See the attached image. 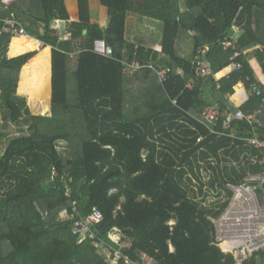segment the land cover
<instances>
[{"label":"trees","instance_id":"trees-1","mask_svg":"<svg viewBox=\"0 0 264 264\" xmlns=\"http://www.w3.org/2000/svg\"><path fill=\"white\" fill-rule=\"evenodd\" d=\"M78 2L72 22L65 0H15L0 9V29L17 14L37 39L20 38L18 56L10 59L13 34H0V264H110L96 243H112L114 228L133 241L125 253L134 260L146 253L155 264H238L216 243L220 211L200 200L202 169L211 170V187L239 184L260 166L238 169L232 161L264 151L212 134L195 117L214 107L218 131L253 136L246 119L226 124L229 114L254 115L263 103L251 95L237 108L230 97L240 83L264 91L246 58L258 50L264 70V0H100L109 10L106 28L92 22L89 0ZM129 17L158 25L161 51L127 37ZM58 21H70L68 29L55 27ZM234 28L243 32L237 40ZM181 33L194 34L189 56L182 54ZM96 40L106 41L113 58L94 52ZM39 41L47 48L30 61L34 54L25 53ZM48 46L52 113L35 115L17 93L20 74L23 68L22 88L48 93ZM206 47L201 59L212 74L201 77L195 62ZM124 61L142 68L131 71ZM228 67L232 73L218 80ZM161 70L168 72L165 82ZM74 208L83 217L95 208L103 213L95 240L79 244L73 221L61 218ZM262 259L264 251L242 264Z\"/></svg>","mask_w":264,"mask_h":264},{"label":"built area","instance_id":"built-area-1","mask_svg":"<svg viewBox=\"0 0 264 264\" xmlns=\"http://www.w3.org/2000/svg\"><path fill=\"white\" fill-rule=\"evenodd\" d=\"M3 22L4 27L0 29V34L6 32L19 36L27 35L26 28L17 20L7 19ZM224 46L229 48L234 47V44L226 41ZM93 50L100 56L113 58V49L107 45L105 40H96ZM207 50L206 47L197 51L199 55L195 62L197 76L205 77L212 74L211 67L201 59ZM123 63L131 71L142 68V65L137 61L132 63L124 61ZM235 68L240 70L242 66L235 64ZM158 74L162 82L167 80L168 72L166 70H161ZM188 87L192 88V85L188 84ZM249 93L250 96L263 97L261 108L254 115L246 116L242 111L229 114L226 128L235 120L246 119L254 125L253 136L238 137L236 132L226 134L218 131L219 112L214 107L206 109L195 119L205 125L212 134L240 139L250 148L264 151V138L258 133V131H264V91L256 84L249 89ZM198 141L201 142L202 138ZM231 164L238 169L244 168L247 164L259 165L260 170L258 172L247 171L245 178L239 184L227 182L224 187H220L219 183H216L214 187H211V170L202 169L204 195L200 197V200L205 206L214 207L215 210L220 211L218 218L213 220L216 243L225 254H234L238 264H242L244 259L264 251V157L244 154L238 162L232 161ZM53 175H57L55 170ZM65 217L73 221V231L78 236L79 244L88 239L95 240L94 227L104 221L103 213L97 208L85 217L80 215L77 208H74L73 214L69 215L67 212L62 214L61 218ZM174 224L175 222L172 221L171 225ZM109 239L112 243L101 241L96 243V246L103 251L110 264H155L152 257L146 253H141L136 260L131 259L125 250H130L133 247V241L125 240L119 228L110 231ZM171 251H174L173 247H171Z\"/></svg>","mask_w":264,"mask_h":264},{"label":"crops","instance_id":"crops-1","mask_svg":"<svg viewBox=\"0 0 264 264\" xmlns=\"http://www.w3.org/2000/svg\"><path fill=\"white\" fill-rule=\"evenodd\" d=\"M15 0H4L9 5ZM92 1L89 0L90 4V10H91V20L93 23L98 24L101 28H106L109 24V10L107 7L103 6L100 2V0H95V10L97 11V16H92ZM66 6L68 8L69 14H70V21H76L78 19L79 15V2L78 0H65ZM7 19H15L19 23H21L25 28L28 25L27 23V18L24 16H17V14H12V16ZM6 19V20H7ZM132 19V21H130ZM69 21V22H70ZM69 22L67 21H58L55 27H57L60 30H64L67 25H69ZM147 22L149 25H146ZM129 23L130 26L132 27V30H128L129 28ZM141 24L142 26H148V30L146 32H140L139 28L137 25ZM62 26V28L60 27ZM140 32V33H139ZM160 28L158 27L157 24L152 22L151 20L147 19V21L143 19H138V18H133L129 17L128 22H127V37L135 44L140 45V44H146V45H152L155 50L161 51L162 50V35L160 33ZM243 34L242 31H240L237 28H234L233 31V38L237 40L241 35ZM30 38L35 39L34 37L30 35H26ZM37 40V39H36ZM40 42V41H39ZM42 43V42H40ZM179 43L181 45V51L184 56H189L194 52L195 49V42H194V34L193 33H181L180 34V39ZM43 44V43H42ZM51 50L53 51V48L49 46ZM257 53L258 50L256 51H250L247 53V59L249 60L250 64L252 65V68L254 69L255 72V77L258 80L259 83H261L264 86V70L261 65V62L257 58ZM23 55V54H22ZM52 55V54H51ZM20 56V55H19ZM252 59V61H251ZM233 71L232 67H228L220 71L217 75L216 78L218 80L223 79L230 75ZM250 99V93L249 89L246 87L244 83H240L235 87V93L230 97V100L232 103L235 105V107L239 108L242 105H244L248 100ZM194 115V113H191Z\"/></svg>","mask_w":264,"mask_h":264},{"label":"rangeland","instance_id":"rangeland-1","mask_svg":"<svg viewBox=\"0 0 264 264\" xmlns=\"http://www.w3.org/2000/svg\"><path fill=\"white\" fill-rule=\"evenodd\" d=\"M95 3H96L95 0H93L92 1V12H93L92 16H97V14H98L97 11L95 10L96 9L95 8V6H96ZM7 7H8V4L6 2H4V0H2L0 2V9L3 10V11H7L9 9ZM143 20L147 21L146 18L143 19ZM130 21H132V19H130ZM146 25H149V23L147 22ZM137 26L139 28V31L143 32V33L146 32V30H148V28H149L148 26H145V25L142 26V24H141V27H140V24L137 25ZM60 27L62 28V26H60ZM68 27H69V25H67L65 27V29H68ZM128 30H132V27L130 26V23H129ZM20 37H23V36H19V35H16V34L13 35V39H12V42L10 44L9 53H8V57L10 59L18 56L17 54L19 52L18 51V46L19 45H18L17 42L19 41ZM43 46L44 45L42 43H40L39 47L36 50L30 51V49H28L26 51L25 54H27V53H33L34 54V56L30 59V61L34 57H37V55L41 54V52H43V50L47 48V47H43ZM251 61H252V59H251ZM29 62L27 64H29ZM22 75H23V69H22L21 74H20V81H19L18 90H17L18 95H20V96H22V97H24L26 99V102H27V105L29 107V110L33 114H35V115H40L41 114V115H50L51 116V113H52V107H51V98H52L51 78H50V88L51 89H49L48 93H44L43 95L39 96V95H35L33 90H31L30 88L29 89H24V88L21 87L20 83L22 82V79H23ZM263 83H264V81H263ZM11 129L13 131L16 130L15 127H12Z\"/></svg>","mask_w":264,"mask_h":264},{"label":"water","instance_id":"water-1","mask_svg":"<svg viewBox=\"0 0 264 264\" xmlns=\"http://www.w3.org/2000/svg\"><path fill=\"white\" fill-rule=\"evenodd\" d=\"M84 33H86V31ZM51 54H52V50H51ZM51 85H52V55H51ZM258 263L259 264H263L264 263V259L260 260Z\"/></svg>","mask_w":264,"mask_h":264},{"label":"bare ground","instance_id":"bare-ground-1","mask_svg":"<svg viewBox=\"0 0 264 264\" xmlns=\"http://www.w3.org/2000/svg\"><path fill=\"white\" fill-rule=\"evenodd\" d=\"M23 37H27V36H23ZM23 37H20V38H23ZM29 38V37H28ZM33 39V38H32ZM36 40V39H35Z\"/></svg>","mask_w":264,"mask_h":264}]
</instances>
